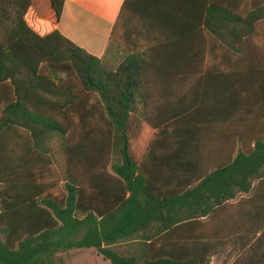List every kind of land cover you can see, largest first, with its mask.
Listing matches in <instances>:
<instances>
[{
  "label": "trees",
  "instance_id": "16d2710c",
  "mask_svg": "<svg viewBox=\"0 0 264 264\" xmlns=\"http://www.w3.org/2000/svg\"><path fill=\"white\" fill-rule=\"evenodd\" d=\"M33 2L0 0V264H55L72 249H93L111 264H211L236 243L235 200H259L260 232L264 142L209 166L185 108L146 126L144 75L158 66L151 49L117 38L121 16L98 58L58 30L33 31L26 21ZM64 2L51 0L57 19ZM197 25L198 37L238 52L263 49L264 0H212ZM113 51L124 53L116 64L107 58ZM185 66L173 64L174 75H185ZM238 240L244 250L251 239Z\"/></svg>",
  "mask_w": 264,
  "mask_h": 264
},
{
  "label": "crops",
  "instance_id": "0c3cea01",
  "mask_svg": "<svg viewBox=\"0 0 264 264\" xmlns=\"http://www.w3.org/2000/svg\"><path fill=\"white\" fill-rule=\"evenodd\" d=\"M211 1L65 0L57 19L51 0H34L26 21L39 36L58 30L91 55L103 58L121 16L117 38L133 49H151V63L162 69L155 66L144 75L143 89L148 100L139 109L149 111L146 126H161L162 111L185 108L188 132L194 142L207 145V162L215 166L219 160L233 159L239 152L264 142V48L250 46L242 53L208 35L198 37V20L207 15ZM180 31L186 33L185 39L177 35ZM177 63H185V75H174L171 67ZM150 134L149 157L154 162L160 151L154 143L156 130ZM233 204L235 228L240 229L234 236L236 243L214 254L212 259L218 255L219 264H225L227 255L233 253L228 264L238 259L241 262L237 264H264V227L254 232L259 223V200H235ZM227 211L231 213L232 207L219 208V219L227 218ZM243 235L251 240L240 250L238 238ZM84 254L87 259L83 261L80 256ZM212 259L211 264H215ZM57 262L111 264L93 249L61 252Z\"/></svg>",
  "mask_w": 264,
  "mask_h": 264
},
{
  "label": "rangeland",
  "instance_id": "374dc122",
  "mask_svg": "<svg viewBox=\"0 0 264 264\" xmlns=\"http://www.w3.org/2000/svg\"><path fill=\"white\" fill-rule=\"evenodd\" d=\"M122 56H123V55H122L121 52H119V51H113L111 54H109V55L107 56V58H108V61H109V62H111L112 64H116L117 61L120 60ZM55 145H56V143H55ZM59 172H60L61 176L64 175V163H63V161H61L60 164H59ZM80 258H82L83 261H84L85 259H87V256L84 254L82 257L80 256ZM212 261H213L215 264H219L220 261H221V257H219V256L217 255V256H215V257L212 259ZM57 264H58V262H57ZM84 264H86V263H84Z\"/></svg>",
  "mask_w": 264,
  "mask_h": 264
}]
</instances>
